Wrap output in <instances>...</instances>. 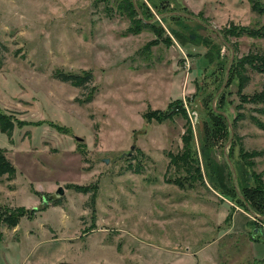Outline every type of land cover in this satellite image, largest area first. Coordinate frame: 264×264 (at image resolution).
Returning a JSON list of instances; mask_svg holds the SVG:
<instances>
[{"label": "rangeland", "instance_id": "rangeland-1", "mask_svg": "<svg viewBox=\"0 0 264 264\" xmlns=\"http://www.w3.org/2000/svg\"><path fill=\"white\" fill-rule=\"evenodd\" d=\"M119 2L0 0V110L12 122L0 154L15 171L0 176V244L15 228L4 217L24 208L37 211L16 238L50 226L72 240L71 264H264V219L240 205L224 159L262 217L264 130L249 117L264 116L241 104L237 65L264 54V0H137L145 19L191 15L230 49L183 17L129 33ZM245 75L242 94L260 93L264 74ZM217 93L218 110L241 116L227 148Z\"/></svg>", "mask_w": 264, "mask_h": 264}, {"label": "trees", "instance_id": "trees-1", "mask_svg": "<svg viewBox=\"0 0 264 264\" xmlns=\"http://www.w3.org/2000/svg\"><path fill=\"white\" fill-rule=\"evenodd\" d=\"M136 2H137V0H136ZM118 9L120 12H122L124 15H126L132 21L133 25H134V23L137 24V27L131 26L128 29L129 33L137 34V33L141 32L142 30L150 29L151 27L155 26V24L157 23V21L150 23V21H152L154 18L145 19L144 15L142 13L141 14H142L143 19L141 21L138 18V14L135 11L132 0H120ZM168 13H171V12H168ZM163 14H166V13H162L161 15H163ZM169 17H178V16H167V17H164V19L169 18ZM250 36L254 37V34H251ZM222 37L225 40V42L228 43L225 35L224 36L222 35ZM220 44H222L224 46V44L222 42ZM0 62H1V59H0ZM232 65H233V63H232ZM247 67H249L251 70L255 71L256 73L264 74V54H258V53L252 54L251 53V54L247 55L242 61H240L239 64L237 65V71H239V73L237 72L238 73L237 76L239 79L238 96H239L241 104H251L253 106H256V108L254 109L255 112L264 116V84L262 87V91L258 94H254L251 97H248V96H245L242 94L244 88L246 87V85L249 81L248 77L245 75ZM231 69H232V66L230 68L229 77H230ZM55 78L61 82L71 83L72 85H74L76 87H84L91 80V77L88 74H84L83 76H80V75H73V74L56 73ZM228 80H229V78H228ZM92 97L93 96L88 97L85 100V102H90L92 100ZM219 99L216 101L215 105L218 103ZM240 106L241 105H239L237 107V110L240 108ZM211 108L213 111L212 112L213 115L216 118H218L219 120H221L225 124L226 128H228V129H229L228 122H227L226 117L223 114L227 115V117L231 121V124H232V121H234V122L238 121V118L241 117V116L234 117V119H233V118H231L230 114H227L226 112L218 110L217 107H215V109H213V107L211 105ZM249 120L253 124H255L259 129L264 130L263 129L264 125H262L257 120V118L255 116L251 115L249 117ZM11 126H12V122L9 121L7 119V117L0 110V130L3 133H6L8 136H10L11 131H12ZM227 135H228L227 137H229L228 130H227ZM227 140H228V138H227ZM2 156L3 155L0 154V176L5 175V174H7L8 176H10V174L13 175V173L15 172L14 168L11 165H9V163L6 162ZM258 156H264V152L258 153ZM229 160H230V157H229ZM230 162H231V160H230ZM231 179H232V176H231ZM73 187L76 190V192H79L82 194H87L89 192V190L91 189L90 187H82V186H77V185H73ZM232 187H233L234 192H236L235 188L233 186V181H232ZM239 192H240L241 196L243 197L244 201L248 204L251 211L254 212L255 208L251 204L250 197L247 196L244 192H242L240 187H239ZM235 195L237 196L240 205L245 208L244 203L240 200L237 192ZM52 202H53V206H59L60 205L59 201L54 200ZM45 208H47V207H44V209ZM36 211H37V209H32L30 212H28L24 208H18L17 210H15V212H11L7 217H4V221L8 224V227L12 229V228L16 227V225L18 224L19 220L22 217L28 216V218H31L32 215L34 214V212H36ZM1 215H4V214H1ZM0 239H1V233H0Z\"/></svg>", "mask_w": 264, "mask_h": 264}, {"label": "crops", "instance_id": "crops-1", "mask_svg": "<svg viewBox=\"0 0 264 264\" xmlns=\"http://www.w3.org/2000/svg\"><path fill=\"white\" fill-rule=\"evenodd\" d=\"M19 224L9 231V236L4 237L3 240H6L0 244V264L1 260L4 264H71L66 262V243L70 244L72 240L56 234L50 226L35 232L26 230L19 239L15 236ZM39 233L48 235L39 237Z\"/></svg>", "mask_w": 264, "mask_h": 264}, {"label": "water", "instance_id": "water-1", "mask_svg": "<svg viewBox=\"0 0 264 264\" xmlns=\"http://www.w3.org/2000/svg\"><path fill=\"white\" fill-rule=\"evenodd\" d=\"M132 3L134 4L135 6V9L137 11V14L139 16L140 19H143L141 13L139 12L137 6H136V0H132ZM167 16H178V17H183V18H186V19H189V20H192V21H195L197 22L198 24H200L201 26L209 29V30H212L218 37V39L226 46V47H230L229 44L227 42H225V40L223 39L221 33L219 31H217L216 29L210 27V26H207L205 24H203L200 20H198L197 18L191 16V15H188V14H184V13H177V12H171V13H168V14H163V15H159L158 17H155L152 21H150V23L154 22V21H161V19H163L164 17H167ZM230 49V48H229ZM233 57H234V53L233 51L231 50V56H230V60H229V63L227 65V68H226V71H225V77H224V82L227 81L228 77H229V71H230V68H231V65L233 63ZM224 84V83H223ZM221 88L223 89V85L221 86ZM219 96V93H217L213 103H212V107L213 109H215V100L217 99V97ZM226 119H227V122H228V126H229V138H228V141H227V144H226V148L230 145L231 143V140H232V130H231V122H230V119L227 117L226 114H223ZM77 141H81L80 138H76ZM225 152V151H224ZM224 159L226 160L227 164L229 165V168H230V172H231V175H232V181H233V186L235 188V191L237 192L240 200L244 203V206L245 208L247 209V211H249V213L251 215H253L254 217H256L257 219H260V220H263L264 219V215L262 217H257V215H255V213H253L251 211V209L249 208L248 204L244 201L243 197L241 196L240 192H239V187L237 185V179H236V176H235V173L233 171V166L229 160V157L227 155V153L225 152L224 153ZM63 188L62 187H58L56 193H55V196L56 197H59L61 195H63ZM50 199L53 198V196H50L49 197Z\"/></svg>", "mask_w": 264, "mask_h": 264}]
</instances>
